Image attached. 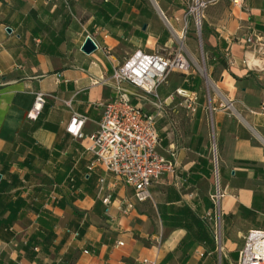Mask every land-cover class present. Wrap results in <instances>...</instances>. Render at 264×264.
I'll return each instance as SVG.
<instances>
[{"label":"crops","instance_id":"obj_1","mask_svg":"<svg viewBox=\"0 0 264 264\" xmlns=\"http://www.w3.org/2000/svg\"><path fill=\"white\" fill-rule=\"evenodd\" d=\"M150 2L154 12L145 0H0V264H142L143 259L174 264V249L185 232L173 229L162 243L164 220L203 213L214 189L206 110L217 140L219 183L226 191L225 231L239 237L264 228V0H248L245 8L211 0L204 10L203 34L214 61L209 74L226 63L217 81L220 102L213 99L206 107L197 101L196 111L188 112L174 91L196 93L189 88L190 70L171 72L168 85L157 89L165 105L156 120L159 151L175 167L151 185V199L135 201L123 214L121 201L133 200V188L100 164L88 170L89 140L66 132L73 112L86 116L84 134L94 132L99 102L114 95L100 79L138 49L157 52L154 45L166 32L162 18L182 29L188 0ZM128 10L135 13L130 20L124 18ZM140 21V28L133 25ZM111 24L138 30L127 37L128 44L123 30L116 35L107 30ZM247 34L261 37L255 50L240 40ZM86 36L97 44L90 54L80 49ZM36 92L47 94L46 102L30 120ZM139 104L154 112L152 101ZM106 192L112 195L107 205ZM233 237L224 246L230 248ZM203 244L194 254L210 251Z\"/></svg>","mask_w":264,"mask_h":264},{"label":"built area","instance_id":"obj_2","mask_svg":"<svg viewBox=\"0 0 264 264\" xmlns=\"http://www.w3.org/2000/svg\"><path fill=\"white\" fill-rule=\"evenodd\" d=\"M237 8H245L248 0H227ZM211 0H192L183 14V27L181 37L188 31V17L194 18L197 31L201 27L204 10ZM240 40L251 47L252 50L259 45L261 37L247 34ZM227 55V54H226ZM191 67L189 57L181 47L161 53H145L138 49L121 65L116 66L109 77L100 79V83L109 84L114 89V95L105 101L99 102L101 116L97 128L89 135L82 132L86 120L84 114L73 112L67 125L66 132L72 137L88 139L87 150L92 155V161L87 169L93 170L102 165L109 173L124 184L133 188V200L121 201V212L128 214L134 207V202L151 199V185L156 182L164 172H173L175 164L171 159L165 158L159 151L160 137L156 127V120L165 109L164 103L159 99L157 89L166 84L171 72L186 74ZM129 84L137 91L127 87ZM174 93L183 99L184 106L190 113L197 109L196 94L179 87ZM47 94L36 92L34 102L27 112V118L35 120L39 116L46 102ZM136 102H133V100ZM142 101H152L154 112H147L139 104ZM68 103V102H67ZM213 135V140L214 139ZM213 141V148L215 142ZM212 161L214 174V189L210 194L211 208L206 210L202 219L209 225L215 242V249L221 257L225 249L221 238L222 217L221 200L226 191L219 183L217 170V157L214 151ZM103 178L99 179L98 194L104 193ZM111 193L102 196V202H111ZM52 199L55 197L52 196ZM242 245L234 264H264V228L247 230L242 236ZM118 244H122L118 242ZM160 244V241H158ZM84 252H88L84 250ZM211 251L201 250L200 257L210 255ZM142 264H156L152 260L143 259Z\"/></svg>","mask_w":264,"mask_h":264},{"label":"rangeland","instance_id":"obj_3","mask_svg":"<svg viewBox=\"0 0 264 264\" xmlns=\"http://www.w3.org/2000/svg\"><path fill=\"white\" fill-rule=\"evenodd\" d=\"M149 11L154 12V8L150 2V0H145ZM192 3V0H188L187 6ZM186 6V7H187ZM186 9V8H185ZM124 18L132 19L135 15L134 12L127 11L124 13ZM118 17V16H117ZM162 18V16H161ZM163 23L165 24L166 32L163 34V37L158 40V42L154 45L153 50H157L158 52L165 53L171 50H174L178 47H181L184 51V53L189 57L191 67H190V76H194V79L192 82H190L189 88L191 90H195L197 101L200 104H204L206 107L212 104L213 99H216L217 102H220V100L224 97L221 93L220 88L218 87V75L219 71L221 69V63L219 62L215 67L212 74H209V64L214 63V61L211 59V54H213V51L207 50L206 43L204 39L203 34V17L201 19V27L200 30L197 31L194 26V18L192 16L188 17V31L185 34V37H181L179 39L178 37L181 36V29L177 27V25L171 24L172 22L169 21V25H166V22L164 18H162ZM114 22H121V21H114ZM142 21L137 22L136 24H133L135 26H138L140 28ZM114 24H111L107 28L109 32H112L113 35H116V32L118 30H123L125 38L122 39V41L127 42L130 44V41H128L127 37L134 35L136 32L134 30H138L137 28L125 27V26H113ZM171 25V27H170ZM173 25V26H172ZM158 26V23H157ZM167 42V43H166ZM171 42V43H169ZM132 44V43H131ZM197 65V66H196ZM177 73V72H176ZM215 73V74H214ZM172 76V74H171ZM170 76V77H171ZM170 82V78L168 76V81L166 84H163L165 86L168 85ZM160 91H163V86L160 85L158 87ZM219 92L221 94V97L216 92ZM135 102V100H133ZM206 110V109H205ZM204 123L206 124V131H207V142H208V148L210 158L212 160L214 151L217 156V140L215 135V129L213 125V121L211 118V115L209 111L207 110L204 113ZM213 135L214 139L213 140ZM213 141L215 142V147L213 148ZM212 166H215L214 162L212 161ZM217 170H218V161H217ZM213 169V168H212ZM205 206L208 210L211 208V202L208 204L205 202ZM204 211V212H205ZM200 212H196L198 214H195L193 211H187L185 215H181L179 217L176 216H170L166 220H164V223L166 225V228L163 230L161 235V242L164 243V241L170 236L171 231L173 229H182L185 233L183 238L179 241L177 247L174 249L173 252V263L174 264H234V262L237 259L238 256V250L242 245V236L245 234V232L240 233L239 237L232 236L230 234V230L227 232L224 228V220L222 218V228H221V238L224 242V240L228 237H233L232 241L234 244L230 245V248L225 246L224 251L221 254V257H219V253L215 249V242L213 239V234L209 228V225L202 219V215L204 214ZM235 228L233 227V230ZM208 246L209 250L211 251L210 255H207L205 257H198V255L194 254L195 249L197 246L201 245Z\"/></svg>","mask_w":264,"mask_h":264},{"label":"water","instance_id":"obj_4","mask_svg":"<svg viewBox=\"0 0 264 264\" xmlns=\"http://www.w3.org/2000/svg\"><path fill=\"white\" fill-rule=\"evenodd\" d=\"M143 29H145V25L143 26ZM7 30H9V28H7ZM80 49L83 53L90 54L97 49V44L90 36H86V38L83 41Z\"/></svg>","mask_w":264,"mask_h":264},{"label":"trees","instance_id":"obj_5","mask_svg":"<svg viewBox=\"0 0 264 264\" xmlns=\"http://www.w3.org/2000/svg\"><path fill=\"white\" fill-rule=\"evenodd\" d=\"M221 66L224 68V67H226V63L222 60V62H221Z\"/></svg>","mask_w":264,"mask_h":264},{"label":"bare ground","instance_id":"obj_6","mask_svg":"<svg viewBox=\"0 0 264 264\" xmlns=\"http://www.w3.org/2000/svg\"><path fill=\"white\" fill-rule=\"evenodd\" d=\"M197 66V65H196ZM216 92H217V90H216ZM218 94H219V96L221 97V94L219 93V92H217Z\"/></svg>","mask_w":264,"mask_h":264}]
</instances>
